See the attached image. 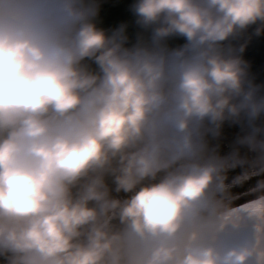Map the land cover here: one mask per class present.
Returning a JSON list of instances; mask_svg holds the SVG:
<instances>
[{
	"label": "clouds",
	"instance_id": "1",
	"mask_svg": "<svg viewBox=\"0 0 264 264\" xmlns=\"http://www.w3.org/2000/svg\"><path fill=\"white\" fill-rule=\"evenodd\" d=\"M99 11L0 0V257L264 264V196L219 198L204 142L209 124L264 113L247 44H226L264 34V0H136L134 43Z\"/></svg>",
	"mask_w": 264,
	"mask_h": 264
},
{
	"label": "water",
	"instance_id": "2",
	"mask_svg": "<svg viewBox=\"0 0 264 264\" xmlns=\"http://www.w3.org/2000/svg\"><path fill=\"white\" fill-rule=\"evenodd\" d=\"M100 5L98 25L111 30L127 24V34L134 43L143 30L137 25L132 5L136 0H97ZM253 25L242 34L226 42L236 49L247 44L242 53L248 62L247 79L258 86V95L264 96V34H255ZM146 34V33H145ZM172 46L184 43L182 38L169 41ZM264 142V113L252 118L246 112L237 119L224 121L221 127L209 124L204 129L206 156L219 164L217 196L229 203L239 202L264 189V148L254 146L250 137ZM124 195V194H121ZM0 264H6L0 257Z\"/></svg>",
	"mask_w": 264,
	"mask_h": 264
},
{
	"label": "bare ground",
	"instance_id": "3",
	"mask_svg": "<svg viewBox=\"0 0 264 264\" xmlns=\"http://www.w3.org/2000/svg\"><path fill=\"white\" fill-rule=\"evenodd\" d=\"M261 196H264V191L261 192V193H259V194H257L256 196L252 197V198L250 199L249 202H246V203H244V204H242V203H233L232 205H233L234 207H236V208H240V207H243V206L249 204L250 202H252V201H254V200H257V199H258L259 197H261Z\"/></svg>",
	"mask_w": 264,
	"mask_h": 264
}]
</instances>
